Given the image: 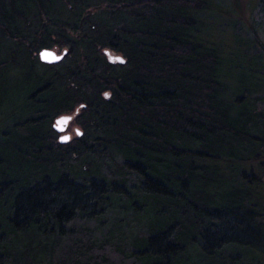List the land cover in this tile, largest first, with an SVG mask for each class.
Instances as JSON below:
<instances>
[{
	"label": "trees",
	"instance_id": "16d2710c",
	"mask_svg": "<svg viewBox=\"0 0 264 264\" xmlns=\"http://www.w3.org/2000/svg\"><path fill=\"white\" fill-rule=\"evenodd\" d=\"M213 6L0 0V264L264 262V53L211 42Z\"/></svg>",
	"mask_w": 264,
	"mask_h": 264
},
{
	"label": "rangeland",
	"instance_id": "374dc122",
	"mask_svg": "<svg viewBox=\"0 0 264 264\" xmlns=\"http://www.w3.org/2000/svg\"><path fill=\"white\" fill-rule=\"evenodd\" d=\"M259 1L262 0H213L214 6L205 16V21L209 27L208 37L211 42H214L226 51H234L236 53L235 60L246 68L251 64L250 56L252 53H264V49L262 48L264 47V15L257 5ZM243 45H245V48ZM52 50L57 54L62 53L57 48H53ZM245 52L249 55H245ZM117 56L119 55L112 51L108 54L111 62H118L115 59ZM252 64L254 65L253 62ZM259 96L264 97V93H261ZM259 107L264 108V101L260 102ZM6 112H8L6 108L2 110V113L0 112L1 119H5L2 116ZM69 116H71V121L64 132V134L69 135L67 142L76 138L78 136L77 130H80L79 126L73 121L74 114H70ZM8 126L7 124L0 123V128H3L2 130H5ZM260 179L264 181L263 174H261ZM259 192L262 200L261 205L264 206V184L259 188ZM245 260L254 262V252L247 251ZM259 261L261 264H264L260 259Z\"/></svg>",
	"mask_w": 264,
	"mask_h": 264
},
{
	"label": "water",
	"instance_id": "95a60500",
	"mask_svg": "<svg viewBox=\"0 0 264 264\" xmlns=\"http://www.w3.org/2000/svg\"><path fill=\"white\" fill-rule=\"evenodd\" d=\"M65 53H66V51H63L61 54H57L52 49H42L39 52L38 56H39L40 62H42V63L55 64V63L59 62L62 59V57L65 55ZM115 59L119 63H124V60L120 56L115 57ZM70 121H71V116H69V115H61V116L57 117L54 120V123L52 125L53 130L56 133L59 134V139L58 140L62 144L66 143L69 140V135L64 134V132L67 129V126H68ZM77 135L78 136L81 135V131L80 130H77Z\"/></svg>",
	"mask_w": 264,
	"mask_h": 264
}]
</instances>
